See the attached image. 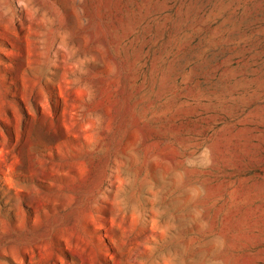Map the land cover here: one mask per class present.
Wrapping results in <instances>:
<instances>
[{
  "label": "rangeland",
  "instance_id": "374dc122",
  "mask_svg": "<svg viewBox=\"0 0 264 264\" xmlns=\"http://www.w3.org/2000/svg\"><path fill=\"white\" fill-rule=\"evenodd\" d=\"M0 264H264V0H0Z\"/></svg>",
  "mask_w": 264,
  "mask_h": 264
}]
</instances>
